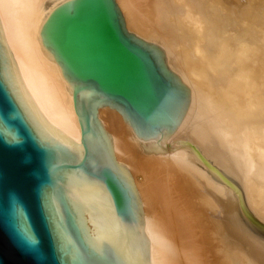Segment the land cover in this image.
Returning a JSON list of instances; mask_svg holds the SVG:
<instances>
[{"label":"bare ground","instance_id":"obj_1","mask_svg":"<svg viewBox=\"0 0 264 264\" xmlns=\"http://www.w3.org/2000/svg\"><path fill=\"white\" fill-rule=\"evenodd\" d=\"M62 0H0L21 82L42 116L81 139L73 94L39 28ZM127 29L163 45L189 102L164 151L115 107L98 117L143 194L153 264H264V0H116Z\"/></svg>","mask_w":264,"mask_h":264},{"label":"water","instance_id":"obj_2","mask_svg":"<svg viewBox=\"0 0 264 264\" xmlns=\"http://www.w3.org/2000/svg\"><path fill=\"white\" fill-rule=\"evenodd\" d=\"M73 94L81 139L42 116L0 17V264H153L142 193L115 159L101 105L164 151L189 102L163 45L130 32L116 0H62L39 28Z\"/></svg>","mask_w":264,"mask_h":264},{"label":"rangeland","instance_id":"obj_3","mask_svg":"<svg viewBox=\"0 0 264 264\" xmlns=\"http://www.w3.org/2000/svg\"><path fill=\"white\" fill-rule=\"evenodd\" d=\"M253 225L264 234V226L258 225L257 223H254Z\"/></svg>","mask_w":264,"mask_h":264}]
</instances>
